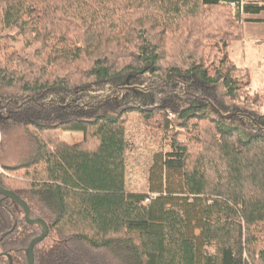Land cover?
<instances>
[{"label":"trees","instance_id":"trees-1","mask_svg":"<svg viewBox=\"0 0 264 264\" xmlns=\"http://www.w3.org/2000/svg\"><path fill=\"white\" fill-rule=\"evenodd\" d=\"M241 3L0 0V136L37 150L0 187L49 227L34 264H264V91L230 53L264 5ZM132 122L167 146L145 193ZM40 233L0 196V264Z\"/></svg>","mask_w":264,"mask_h":264},{"label":"rangeland","instance_id":"rangeland-1","mask_svg":"<svg viewBox=\"0 0 264 264\" xmlns=\"http://www.w3.org/2000/svg\"><path fill=\"white\" fill-rule=\"evenodd\" d=\"M244 3H260L264 0H241ZM230 7L234 9V5ZM243 40V41H242ZM231 57L235 63L250 74L249 93L256 94L264 91V46L258 41H244L243 31L241 42L234 43L230 48ZM171 119L173 116L168 115ZM18 132V133H17ZM81 133L64 132L61 139L67 143L82 140ZM129 137L133 138V146L127 156L126 187L130 192H147V172L153 156L160 150L167 151V146L159 133H148L137 122L129 126ZM165 145V146H164ZM37 150L32 136L26 131L11 132L0 136V172L1 167L13 168L30 162L36 156ZM213 252V250H210Z\"/></svg>","mask_w":264,"mask_h":264},{"label":"water","instance_id":"water-1","mask_svg":"<svg viewBox=\"0 0 264 264\" xmlns=\"http://www.w3.org/2000/svg\"><path fill=\"white\" fill-rule=\"evenodd\" d=\"M216 112L218 113V110H216ZM230 116L231 115H226L224 117L229 118ZM0 196H2V199L10 200V201L14 202L15 204H17L22 209L23 214H24V220H25L26 224H28L29 226H37L41 229L40 235L38 237L34 238L33 240H31V242L29 243V245L25 251L26 257H27V264H34L33 249L36 245L41 243L48 236L49 227L43 219L31 218L30 208H29L28 204L24 200H22L20 197H18L14 192L9 191V190H5L2 187H0ZM9 264H12L11 260H10Z\"/></svg>","mask_w":264,"mask_h":264},{"label":"crops","instance_id":"crops-1","mask_svg":"<svg viewBox=\"0 0 264 264\" xmlns=\"http://www.w3.org/2000/svg\"><path fill=\"white\" fill-rule=\"evenodd\" d=\"M256 4V3H253ZM259 5H264V2L258 3ZM244 18L248 20V22L243 25V36L244 41H264V11H261L258 14H249L244 15ZM243 41V40H242Z\"/></svg>","mask_w":264,"mask_h":264},{"label":"built area","instance_id":"built-area-1","mask_svg":"<svg viewBox=\"0 0 264 264\" xmlns=\"http://www.w3.org/2000/svg\"><path fill=\"white\" fill-rule=\"evenodd\" d=\"M148 201V200H147Z\"/></svg>","mask_w":264,"mask_h":264}]
</instances>
